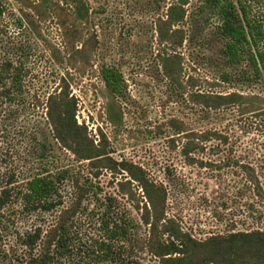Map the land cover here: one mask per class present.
<instances>
[{
	"label": "trees",
	"instance_id": "16d2710c",
	"mask_svg": "<svg viewBox=\"0 0 264 264\" xmlns=\"http://www.w3.org/2000/svg\"><path fill=\"white\" fill-rule=\"evenodd\" d=\"M16 1L17 20L29 33L37 35L40 24L56 21L63 48L52 46L50 52L59 67L69 71L91 63L106 20L90 0ZM246 1L204 0L202 6L219 19V56L229 66L249 59L254 74L261 76L264 28L249 16ZM189 4L174 0L152 28L165 47L158 55L163 74L177 85L182 69L177 49L187 39L181 24L190 16ZM6 10L0 0V28ZM11 50L0 49V114L27 121L32 157L40 168L22 185L10 174L0 188L1 259L9 255L4 211L17 200L35 223L17 232L14 264H264V150L260 163L254 164L241 144L243 132L258 130L264 137V96L195 90L190 96L192 126L181 118L168 122L173 131L170 146L181 143L184 161L217 184L212 191L220 209L214 207L215 217L223 220V210L237 208L236 219L226 217V228L197 237L169 216L165 182L152 178L144 165L118 158L101 128L96 138L86 122L78 120L79 100L68 76H60L53 91L33 90L32 49ZM101 76L112 97L108 120L119 126L124 119L119 98L126 96L127 79L121 66L104 62ZM221 77L229 81L233 74L226 69ZM40 99L45 111L37 115ZM58 149L73 159L63 158ZM105 174L114 177L105 180ZM117 175H122L118 181ZM228 175L245 176V190L234 191ZM50 216L52 223L46 224Z\"/></svg>",
	"mask_w": 264,
	"mask_h": 264
},
{
	"label": "rangeland",
	"instance_id": "374dc122",
	"mask_svg": "<svg viewBox=\"0 0 264 264\" xmlns=\"http://www.w3.org/2000/svg\"><path fill=\"white\" fill-rule=\"evenodd\" d=\"M1 1L7 10L0 28V49L11 53V48L30 46L33 90L53 91L59 84L60 76H68L72 92L79 100L78 120L86 122L96 138L98 128H101L108 135L110 148L118 158L144 165L152 178L167 184L170 197L168 214L174 216L187 231L203 237L210 231L226 228L227 216L236 219L235 205L223 210V220L215 217L214 207L220 210L212 198V191L217 185L215 180L210 179L204 170H198L184 161L179 152L181 143L177 142L176 148L169 143L173 133L168 123L170 119L181 118L192 126L190 96L195 90L264 96V67L259 76L254 74L249 59L229 66L219 56L220 43L215 32L220 22L211 15L210 8L202 6L204 0H190V16L181 24L187 32L186 41L177 49L182 58L181 85L164 76L158 55L164 52L165 47L152 29L156 27L158 16H165L168 5L174 0H90L98 15L106 20L100 30L101 42L90 64L69 71L59 67L62 65L51 57L52 46L63 48L56 21L40 24L37 35L31 34L17 20L19 2ZM246 9L249 16L263 24L264 28V0H247ZM141 24L144 26L139 27ZM260 45L264 48V35ZM103 62L121 66L127 79L126 96L119 98L124 112L123 123L119 126L108 120L107 111L112 97L101 76ZM226 69L233 74L229 81L221 77V72ZM39 97L43 99L46 96ZM42 99L38 103L37 115L45 111ZM32 144L27 134V121L23 117L19 119L13 114H0V188L10 174L15 175L16 184L22 185L40 168L39 161L32 157ZM241 144L243 152H249L250 160L259 164L264 150L261 132H243ZM58 153L63 158L73 159L69 152L58 149ZM113 177L105 174L103 178L110 180ZM121 178L122 175H117V181ZM238 178L228 175L227 180L237 192L238 187L246 188L245 176L240 177L236 185ZM4 212V221L8 226L4 233V246L9 255L0 258V264H14L17 262L13 253L18 247L17 232L30 230L35 221L17 200ZM48 219L46 224L52 223V216Z\"/></svg>",
	"mask_w": 264,
	"mask_h": 264
}]
</instances>
